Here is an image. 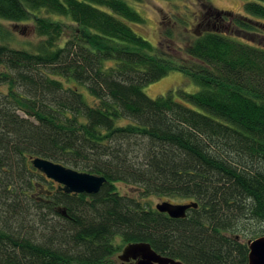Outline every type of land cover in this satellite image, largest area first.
I'll use <instances>...</instances> for the list:
<instances>
[{
  "label": "trees",
  "instance_id": "trees-1",
  "mask_svg": "<svg viewBox=\"0 0 264 264\" xmlns=\"http://www.w3.org/2000/svg\"><path fill=\"white\" fill-rule=\"evenodd\" d=\"M243 1L242 15L203 0L193 30L175 18L182 45L171 27L155 46L130 3L143 0H0V20L41 38L0 43V264H117L137 242L184 264H249L264 236V0ZM173 72L199 90L146 94ZM37 157L107 183L63 192ZM117 183L199 206L173 219Z\"/></svg>",
  "mask_w": 264,
  "mask_h": 264
},
{
  "label": "rangeland",
  "instance_id": "rangeland-1",
  "mask_svg": "<svg viewBox=\"0 0 264 264\" xmlns=\"http://www.w3.org/2000/svg\"><path fill=\"white\" fill-rule=\"evenodd\" d=\"M203 0H143L141 4L130 2L131 5L146 19V24L142 27H135L138 33L157 46L161 38V32L167 28H174L177 42L182 45L183 35L186 33L184 25L176 22V17H184L188 22V28L194 29L198 22V16L201 13V2ZM213 6L220 10L233 11L238 14H244L243 0H207ZM0 25L5 36L0 37V43L9 44L17 49H33L41 40L35 32V24L30 23L26 26L15 24L13 22L0 20ZM141 32V33H140ZM248 40V39H247ZM259 42H264V34L259 33L256 37ZM183 89L188 93H196L199 88L193 84L189 78L181 72H173L166 78L150 84L145 87L146 94L151 98L166 96L171 91L174 97L180 100L178 90ZM91 100L90 96L86 94ZM117 187L122 195L138 198L148 207L156 208L157 204L163 201H171L173 203H189L187 200H174L168 198H160L150 196L141 198L136 190V187L125 183H117ZM117 264L121 261L116 257Z\"/></svg>",
  "mask_w": 264,
  "mask_h": 264
},
{
  "label": "water",
  "instance_id": "water-1",
  "mask_svg": "<svg viewBox=\"0 0 264 264\" xmlns=\"http://www.w3.org/2000/svg\"><path fill=\"white\" fill-rule=\"evenodd\" d=\"M33 166L48 179L59 184L60 190L70 194H97L107 183L103 176L80 172L55 163L45 158L37 157L32 160ZM197 202L173 203L163 201L156 209L168 214L173 219H184L190 209L198 208ZM249 264H264V236L248 241ZM121 264H184L182 261L157 253L149 243L137 242L127 244L118 255Z\"/></svg>",
  "mask_w": 264,
  "mask_h": 264
}]
</instances>
